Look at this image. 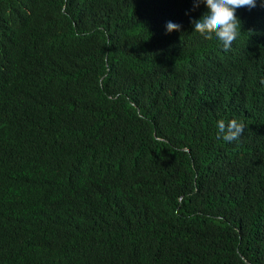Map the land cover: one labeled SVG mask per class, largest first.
<instances>
[{
	"label": "trees",
	"instance_id": "16d2710c",
	"mask_svg": "<svg viewBox=\"0 0 264 264\" xmlns=\"http://www.w3.org/2000/svg\"><path fill=\"white\" fill-rule=\"evenodd\" d=\"M208 11L0 0V264H264V0Z\"/></svg>",
	"mask_w": 264,
	"mask_h": 264
},
{
	"label": "clouds",
	"instance_id": "9594fccd",
	"mask_svg": "<svg viewBox=\"0 0 264 264\" xmlns=\"http://www.w3.org/2000/svg\"><path fill=\"white\" fill-rule=\"evenodd\" d=\"M195 7L205 3L209 9L200 19L192 20L194 31L211 39L213 36L221 42L225 51L229 50L241 31V22L236 15L238 8L256 7V0H194ZM181 25L169 21L167 31H179ZM217 138L225 142L237 141L242 136L245 125L232 119L227 123L221 119L216 123Z\"/></svg>",
	"mask_w": 264,
	"mask_h": 264
}]
</instances>
